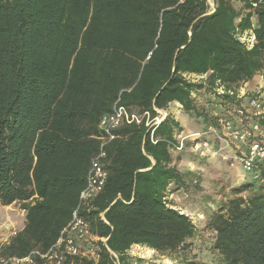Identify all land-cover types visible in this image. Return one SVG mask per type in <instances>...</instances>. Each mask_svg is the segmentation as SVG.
Listing matches in <instances>:
<instances>
[{"label": "trees", "instance_id": "1", "mask_svg": "<svg viewBox=\"0 0 264 264\" xmlns=\"http://www.w3.org/2000/svg\"><path fill=\"white\" fill-rule=\"evenodd\" d=\"M240 1L213 0L212 10L208 0H0V204L21 203L26 218L0 257L45 252L58 241L99 152L100 120L116 102L153 112L179 103L211 118L209 127L230 118L243 99L216 87L239 88L264 72V0ZM202 89L211 96L206 108ZM183 132L170 113L155 143L143 125L115 131L103 190L81 207L96 239L82 248L89 254L63 264H130L134 245L170 258L187 251L196 225L168 198L171 185H187L172 154ZM258 171L235 190L249 194L230 198L208 222L219 264H264Z\"/></svg>", "mask_w": 264, "mask_h": 264}, {"label": "built area", "instance_id": "2", "mask_svg": "<svg viewBox=\"0 0 264 264\" xmlns=\"http://www.w3.org/2000/svg\"><path fill=\"white\" fill-rule=\"evenodd\" d=\"M213 10V0H208ZM248 45H253L254 36L242 37ZM193 82H199L205 75H187ZM217 94H230L238 99H243L240 106L229 111V119L219 120L218 127L210 126L202 132L181 134L178 142L174 144L176 150H183L186 140H197L194 147L197 150H210L211 142L204 136L211 134L216 140L221 141V148H230L234 152L230 158L241 163L247 172H255V178L264 182V95L258 92V96L248 95L256 90L248 89L243 84L239 88L226 89L223 85L216 87ZM182 108L179 103H175ZM169 109L154 107L150 110L138 111L126 105L115 103L112 111L102 116L99 128L101 140L98 154L92 159L84 189L80 193V204L73 212L72 219L61 232L58 241L47 251L34 250L25 257L9 256L0 257V264H63L68 257L87 255L90 252L82 250L84 244L90 239H96L90 233V225L86 218L81 215V207L89 205L103 190L107 180V171L103 163L106 156L105 145L116 138L115 131L124 125H143L151 130V140L155 129L165 120Z\"/></svg>", "mask_w": 264, "mask_h": 264}, {"label": "rangeland", "instance_id": "3", "mask_svg": "<svg viewBox=\"0 0 264 264\" xmlns=\"http://www.w3.org/2000/svg\"><path fill=\"white\" fill-rule=\"evenodd\" d=\"M232 4L240 7V0H231ZM264 74V72H263ZM203 107H208L211 100L208 90H200ZM204 104V105H203ZM169 112L184 128V134L202 132L209 128L211 118L192 116L184 112L176 104L169 106ZM205 112V111H204ZM211 151L197 150L193 145L194 139H189L183 150H172L174 163L185 173L187 185L177 189L171 185L169 202L171 207L189 215L196 225L197 232L187 251H179L168 257L158 252L149 251L146 246L134 245L129 250L130 264H183V260L205 261L219 264V255L213 249L215 232L208 222L219 207L232 197L249 193H236V188L250 179L249 173L243 166H230L227 159L234 154L230 148H221L222 143L212 136ZM25 211L21 203L9 206L0 204V245L9 242L11 237L24 227ZM93 255V252H91Z\"/></svg>", "mask_w": 264, "mask_h": 264}, {"label": "crops", "instance_id": "4", "mask_svg": "<svg viewBox=\"0 0 264 264\" xmlns=\"http://www.w3.org/2000/svg\"><path fill=\"white\" fill-rule=\"evenodd\" d=\"M248 89L262 92L264 95V74H258L253 80L246 82Z\"/></svg>", "mask_w": 264, "mask_h": 264}, {"label": "bare ground", "instance_id": "5", "mask_svg": "<svg viewBox=\"0 0 264 264\" xmlns=\"http://www.w3.org/2000/svg\"><path fill=\"white\" fill-rule=\"evenodd\" d=\"M149 249V251H154L153 249H151V248H148Z\"/></svg>", "mask_w": 264, "mask_h": 264}]
</instances>
